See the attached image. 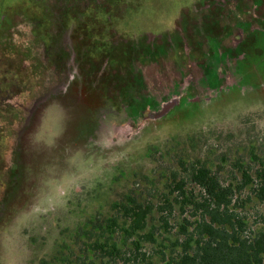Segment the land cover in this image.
<instances>
[{"label": "rangeland", "instance_id": "374dc122", "mask_svg": "<svg viewBox=\"0 0 264 264\" xmlns=\"http://www.w3.org/2000/svg\"><path fill=\"white\" fill-rule=\"evenodd\" d=\"M196 159L254 235L237 162L264 168V0H0V264H168L202 216ZM127 195L152 240L100 236Z\"/></svg>", "mask_w": 264, "mask_h": 264}, {"label": "trees", "instance_id": "16d2710c", "mask_svg": "<svg viewBox=\"0 0 264 264\" xmlns=\"http://www.w3.org/2000/svg\"><path fill=\"white\" fill-rule=\"evenodd\" d=\"M182 165L186 168L187 177L204 191L205 200H191L202 211V216L195 224L187 222V225H182L181 233L185 236L176 237L173 241L174 255L168 260V264H264V226L258 228L254 235L247 234L245 219L231 208L233 185H224L221 177L201 160H189ZM237 166L242 174L239 184L241 189L252 185L256 197L264 202V168L256 171L255 179L250 166L240 161ZM177 191H184V181L178 183ZM114 208L123 213V221L119 222L117 216H112L104 223L96 224L102 231L100 236L110 238L113 234L124 231L129 237L138 236L145 241L153 239V231L146 232L148 217L153 210L151 205L127 195L126 200L115 202ZM191 224L194 225L192 230L189 229ZM140 243L139 240L134 242L135 257L139 255ZM93 247L104 251L110 261L121 259L127 254L117 242L111 243L109 239L104 242L97 240ZM136 261L141 263L142 259L137 258ZM42 264L53 263L43 259Z\"/></svg>", "mask_w": 264, "mask_h": 264}]
</instances>
